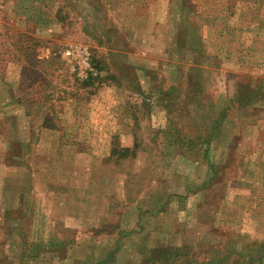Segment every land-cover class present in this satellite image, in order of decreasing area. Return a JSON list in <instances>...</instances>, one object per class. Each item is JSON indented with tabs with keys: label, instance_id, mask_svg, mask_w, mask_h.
I'll list each match as a JSON object with an SVG mask.
<instances>
[{
	"label": "rangeland",
	"instance_id": "374dc122",
	"mask_svg": "<svg viewBox=\"0 0 264 264\" xmlns=\"http://www.w3.org/2000/svg\"><path fill=\"white\" fill-rule=\"evenodd\" d=\"M0 264H264V0H0Z\"/></svg>",
	"mask_w": 264,
	"mask_h": 264
},
{
	"label": "built area",
	"instance_id": "2783aa9c",
	"mask_svg": "<svg viewBox=\"0 0 264 264\" xmlns=\"http://www.w3.org/2000/svg\"><path fill=\"white\" fill-rule=\"evenodd\" d=\"M76 53V54H75ZM66 54H68V55H72V56H74V57H80V54H79V52H78V50L77 49H74V50H67L66 51ZM85 63V65L87 66V67H89V64L87 63V62H84ZM89 69H91V68H89Z\"/></svg>",
	"mask_w": 264,
	"mask_h": 264
}]
</instances>
